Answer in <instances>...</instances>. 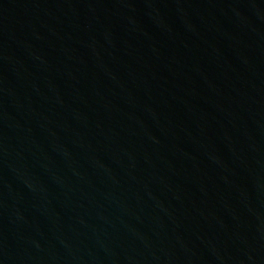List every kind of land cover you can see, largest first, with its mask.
Instances as JSON below:
<instances>
[{
  "label": "water",
  "instance_id": "water-1",
  "mask_svg": "<svg viewBox=\"0 0 264 264\" xmlns=\"http://www.w3.org/2000/svg\"><path fill=\"white\" fill-rule=\"evenodd\" d=\"M0 264H264V0H0Z\"/></svg>",
  "mask_w": 264,
  "mask_h": 264
}]
</instances>
